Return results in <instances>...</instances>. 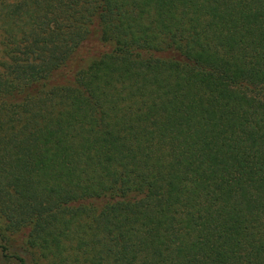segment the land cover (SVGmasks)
<instances>
[{
  "label": "trees",
  "instance_id": "1",
  "mask_svg": "<svg viewBox=\"0 0 264 264\" xmlns=\"http://www.w3.org/2000/svg\"><path fill=\"white\" fill-rule=\"evenodd\" d=\"M3 1L0 264H264V0Z\"/></svg>",
  "mask_w": 264,
  "mask_h": 264
},
{
  "label": "rangeland",
  "instance_id": "2",
  "mask_svg": "<svg viewBox=\"0 0 264 264\" xmlns=\"http://www.w3.org/2000/svg\"><path fill=\"white\" fill-rule=\"evenodd\" d=\"M16 0H5L3 1L4 3H13L15 2ZM4 32H3V29L0 28V63H2L4 60H5V55H4V46H3V42H4ZM17 243L19 242H16L14 243L16 246H19Z\"/></svg>",
  "mask_w": 264,
  "mask_h": 264
}]
</instances>
